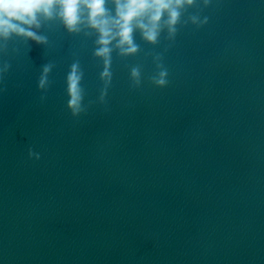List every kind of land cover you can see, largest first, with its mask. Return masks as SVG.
Wrapping results in <instances>:
<instances>
[{
	"label": "water",
	"instance_id": "water-1",
	"mask_svg": "<svg viewBox=\"0 0 264 264\" xmlns=\"http://www.w3.org/2000/svg\"><path fill=\"white\" fill-rule=\"evenodd\" d=\"M33 30L0 38V264H264V4L196 0L156 43L136 29L110 83L94 29Z\"/></svg>",
	"mask_w": 264,
	"mask_h": 264
},
{
	"label": "clouds",
	"instance_id": "clouds-1",
	"mask_svg": "<svg viewBox=\"0 0 264 264\" xmlns=\"http://www.w3.org/2000/svg\"><path fill=\"white\" fill-rule=\"evenodd\" d=\"M109 2L114 5L108 7ZM196 0H0V38H8L12 34L23 35L37 42L44 40L34 31L40 27V17L52 18L58 16L68 31H79L82 24L94 29L98 33L96 55L104 57L105 71L101 79L111 82L112 74L108 70L111 64L112 45L120 49L122 54H133L138 51L134 43V32L140 29L143 37L156 43L161 25L166 24L171 33L176 32V25L180 22L181 9L185 4L191 5ZM205 4L213 0H204ZM264 4V0H260ZM195 22V18H194ZM202 23H208L205 17ZM73 72L69 74L70 99L69 107L73 115L82 110V91L79 86L80 77ZM45 71H48L45 68ZM140 70L133 68L131 76L135 85H140ZM168 72L163 70L159 78L154 80L158 87H165L169 83ZM107 93L101 95L103 102ZM29 156L40 158V153L29 149Z\"/></svg>",
	"mask_w": 264,
	"mask_h": 264
}]
</instances>
